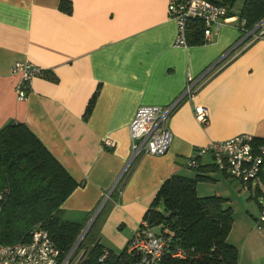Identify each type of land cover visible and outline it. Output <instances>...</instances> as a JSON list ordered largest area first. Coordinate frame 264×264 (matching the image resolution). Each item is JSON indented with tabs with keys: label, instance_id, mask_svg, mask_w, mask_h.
Returning a JSON list of instances; mask_svg holds the SVG:
<instances>
[{
	"label": "crops",
	"instance_id": "1",
	"mask_svg": "<svg viewBox=\"0 0 264 264\" xmlns=\"http://www.w3.org/2000/svg\"><path fill=\"white\" fill-rule=\"evenodd\" d=\"M167 6L168 0H0V129L25 123L80 183L61 205L64 217L87 224L101 216L106 248L128 244L164 180L202 175L197 195L222 197V208L232 211L227 242L238 250L237 264H264V222L251 212L252 221L240 200L262 186L264 169L245 187L210 167L211 154H197L236 135L264 141V36L242 40L234 14L206 43L175 45L178 26ZM18 60L45 72L31 80L24 99L12 74ZM190 78L192 97L166 118L169 149L131 159L128 125L136 109L170 103ZM195 105L207 108L205 123L195 118ZM104 231L117 234L106 240Z\"/></svg>",
	"mask_w": 264,
	"mask_h": 264
},
{
	"label": "trees",
	"instance_id": "2",
	"mask_svg": "<svg viewBox=\"0 0 264 264\" xmlns=\"http://www.w3.org/2000/svg\"><path fill=\"white\" fill-rule=\"evenodd\" d=\"M211 1L227 6L228 16L237 14L245 22L246 29H252L264 19V0H239L237 8L238 0ZM203 30L201 20L190 19L187 44L206 43ZM97 93L86 106L85 118L92 111ZM253 143L257 145L262 140L254 138ZM213 166L216 168L215 164L210 167ZM200 180L205 177L172 175L167 178L156 190L143 216L142 220L153 230L158 228L156 233L163 235L170 251L183 252L184 257L165 255L160 264H237L238 250L227 242L233 222L232 211L222 208L225 202L222 197H199L196 184ZM262 181L264 183V176ZM79 184L25 123L12 121L5 124L0 129V242L27 241L31 230L39 226L55 242L61 262L72 251L86 225L85 221L66 219L61 207ZM259 195L264 197V191L257 186L251 197L257 199ZM258 206L264 211L262 203ZM98 218L99 215L73 249L68 263L135 264L138 255L127 252L128 244L114 252L100 242ZM104 253L106 256L102 258Z\"/></svg>",
	"mask_w": 264,
	"mask_h": 264
},
{
	"label": "built area",
	"instance_id": "3",
	"mask_svg": "<svg viewBox=\"0 0 264 264\" xmlns=\"http://www.w3.org/2000/svg\"><path fill=\"white\" fill-rule=\"evenodd\" d=\"M236 10V9H235ZM227 6L219 5L211 0H168V16L175 19L178 32L175 45H186L187 25L190 19H199L204 24L203 36L208 41L216 30L221 20L228 16ZM245 28V22L241 20L243 31L242 40L247 37H262L264 29L255 33V29ZM12 74L17 76L15 92L18 99H24L30 89L33 78L43 76L44 70L30 61H15L12 65ZM194 79H188L182 93L166 105H140L128 125L131 140V159L139 154L162 155L169 149L173 135L166 125L167 116L185 98L189 99L194 93ZM194 116L205 123L208 118V110L203 105H195ZM252 135H236L229 139L211 141L205 147L198 150L197 154L209 153L213 157L216 168L233 179H237L247 187L250 183L258 181L264 169V141L257 145L253 143ZM107 146H113L111 139H106ZM196 161L191 160L190 165ZM109 193L106 194L108 196ZM1 198V192H0ZM1 212V211H0ZM264 220L261 213L260 221ZM172 235L171 231H166ZM127 252L137 253L135 264H160L163 257L171 254L173 257H184L181 250L170 251L169 243L161 233H156L149 224L142 220L131 237ZM68 255L58 261L59 249L51 239L48 232L36 226L31 230L30 238L14 244H2L0 242V264H69ZM106 253L102 256L105 257Z\"/></svg>",
	"mask_w": 264,
	"mask_h": 264
},
{
	"label": "rangeland",
	"instance_id": "4",
	"mask_svg": "<svg viewBox=\"0 0 264 264\" xmlns=\"http://www.w3.org/2000/svg\"><path fill=\"white\" fill-rule=\"evenodd\" d=\"M240 4V1L238 0V2L236 3L235 5V8H237V6ZM262 24H260L259 27H257L255 30H261V29H264V21L262 20L261 21ZM262 190L264 191V184L262 183V186H261ZM247 190H245L243 193H242V196H241V199L242 202H243V207L245 208V211L247 212H250L249 215L252 216V221L255 222V219H254V216L251 214V212L256 216V218H260L261 216V213H262V210L261 208H259L258 206V203H262L263 204V207H264V197L262 195H259L257 197V199L255 198H250L248 197V192H246ZM102 221V218L101 216L96 220V225L97 227H99L100 223ZM155 232H159L158 231V228H154ZM117 232L116 231H104V237L106 240H112L115 236H116ZM120 243V241H119ZM123 247V245L120 246L119 244V247L118 245H116V247H112L114 252H119L118 250H121V248ZM73 253V252H72ZM71 253V255H72ZM76 260V259H75ZM75 261L73 263H69V264H74Z\"/></svg>",
	"mask_w": 264,
	"mask_h": 264
},
{
	"label": "water",
	"instance_id": "5",
	"mask_svg": "<svg viewBox=\"0 0 264 264\" xmlns=\"http://www.w3.org/2000/svg\"><path fill=\"white\" fill-rule=\"evenodd\" d=\"M263 21H264V19H263ZM95 216H96V214H94L93 217H92V218L88 221V223L85 225V227H84V229L82 230L80 236L78 237V239H77V241H76V243H75L73 249L77 246V244H78V243L81 241V239L84 237V235L86 234L88 228H89V227L91 226V224L93 223ZM73 249H72V251H73ZM72 251H71V252H72Z\"/></svg>",
	"mask_w": 264,
	"mask_h": 264
}]
</instances>
